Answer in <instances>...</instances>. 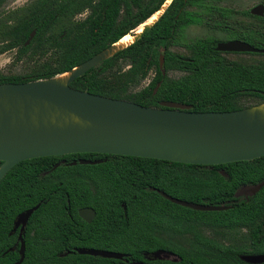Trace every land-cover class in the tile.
<instances>
[{"label":"trees","instance_id":"trees-1","mask_svg":"<svg viewBox=\"0 0 264 264\" xmlns=\"http://www.w3.org/2000/svg\"><path fill=\"white\" fill-rule=\"evenodd\" d=\"M7 1L0 0V55L13 50L15 54L12 69L0 73V84L65 74L130 35L166 2L57 0L38 7L34 1L28 7L2 12ZM219 1L172 0L138 40L72 81L70 87L145 107L158 108L161 102L186 104L194 112H226L263 104L264 60H229L215 50L223 42L215 38L180 41L183 27L199 23L216 27L228 40L264 49V14L243 12L251 20L237 19L232 10L210 5ZM195 6L201 10H190ZM84 10L87 16L76 19ZM31 32L34 36L25 45ZM173 46H183L189 54L175 53ZM150 75L149 83L141 87ZM60 159L101 163L54 168ZM262 183L264 157L215 166L93 153L25 160L0 181V264L19 260L14 222L36 205L24 228L21 264H125L73 252L81 248L121 253L129 263L248 264L240 256L264 254V245L253 244L247 252L241 244H219L201 231L235 232L246 227L250 234L256 233L257 220L264 217V186L248 200L238 198L237 193ZM165 196L227 209L198 211ZM85 207L95 210L91 223L77 214ZM157 250L171 252L175 260L144 257Z\"/></svg>","mask_w":264,"mask_h":264},{"label":"water","instance_id":"water-1","mask_svg":"<svg viewBox=\"0 0 264 264\" xmlns=\"http://www.w3.org/2000/svg\"><path fill=\"white\" fill-rule=\"evenodd\" d=\"M263 13V5L250 10L254 16ZM33 35L32 32L25 45ZM120 50L115 51L110 46L71 71L50 79L0 84V181L22 161L69 154L120 155L203 166L264 157V103L226 112H194L186 104L161 102L158 108L145 107L70 87L72 81ZM215 50L264 54V49L236 40L219 42ZM163 62L161 56V69ZM96 163L99 161H80V164ZM263 185L252 188L251 192H257ZM166 198L198 211L226 209ZM38 206L19 214L14 222L12 231L19 229L20 256L14 264H21L24 260V228ZM78 215L90 222L94 211L85 208L79 210ZM73 252L106 259L125 258L121 253L92 248ZM150 258L175 260L171 252L163 250L151 253ZM241 260L248 264H262L264 255H245Z\"/></svg>","mask_w":264,"mask_h":264},{"label":"rangeland","instance_id":"rangeland-1","mask_svg":"<svg viewBox=\"0 0 264 264\" xmlns=\"http://www.w3.org/2000/svg\"><path fill=\"white\" fill-rule=\"evenodd\" d=\"M19 3L20 0H9L8 8L4 7L2 9V12H6L8 10H12L14 7H18ZM213 4L217 7L232 10L234 12L235 18L247 21L251 20V18L246 15H243L242 13L250 12L251 9L261 4V0H221L216 3H210V5ZM190 10L200 11L201 8L195 6L192 7ZM83 17H85V14L80 16L79 19H82ZM199 38H215L222 41H227L229 39V37L225 35L224 32L218 30L216 27L196 23L191 24L183 29L180 41L182 44H186ZM171 50L183 56H187L189 54L187 49L183 46H173L171 47ZM14 54L15 50L0 55V73H7L10 69H12L10 64L13 60ZM226 57L229 60L236 61L239 63H255L264 60V56L246 54H228L226 55ZM151 77L152 75H150L149 78L143 82L141 87L148 84ZM206 235L208 237H212V234L209 231H206ZM238 239V234L233 232L230 235H227V238H224V242L231 245H240V241ZM176 240L179 242H184V240L180 238H177Z\"/></svg>","mask_w":264,"mask_h":264},{"label":"flooded vegetation","instance_id":"flooded-vegetation-1","mask_svg":"<svg viewBox=\"0 0 264 264\" xmlns=\"http://www.w3.org/2000/svg\"><path fill=\"white\" fill-rule=\"evenodd\" d=\"M9 1V0H8ZM8 1L4 4V6H3V8L5 7V8H8ZM34 1L35 2H37V6L38 7H40V6H45L46 4H48V3H56V1L57 0H20V3H19V5H18V7H14L12 10H8V11H6V12H10V11H14V10H16V9H20V8H24V7H28L30 4H32V2L34 3ZM147 1V0H146ZM260 5H263V4H260ZM264 6V5H263ZM87 10H84V11H82V12H80V13H78V14H76V16H75V18L76 19H79V17L80 16H82V15H84L85 14V17L87 16ZM250 13V12H249ZM264 14V13H263ZM252 16H254V15H252ZM263 16V15H262ZM85 17H83V18H85ZM258 17H261V16H258ZM24 18H27V17H25L24 16ZM82 18V19H83ZM191 25V24H190ZM187 26H189V25H187ZM187 26H185V27H187ZM185 27H183L182 28V31H183V29L185 28ZM32 33V32H31ZM30 33V34H31ZM34 33V32H33ZM34 36V35H33ZM29 37H30V35H29ZM33 38V37H32ZM31 38V39H32ZM29 39V38H28ZM27 39V40H28ZM227 41H233V40H227ZM237 41V40H236ZM223 42H225V41H223ZM26 43V42H25ZM224 54H226V55H228V54H246V53H229V52H225ZM252 54H254V53H252ZM257 54V53H256ZM65 156V155H64ZM80 161H89V160H82V159H79L77 162L75 161H73V162H70V163H67L66 162V160L65 159H60L59 160V162H57L55 165H54V168H56V167H59L60 165H64V166H66V165H70V166H74V165H76L77 163L78 164H80ZM96 161H99V163H96V164H100L101 163V160H95V161H89V162H96ZM72 163H74L73 165H72ZM83 165H95V164H83ZM262 184H264V183H262ZM261 185V184H260ZM256 186H258V185H256ZM255 186V187H256ZM264 186V185H263ZM255 187H249V188H245V189H243L242 191H239L238 193H237V197L238 198H240V199H243V200H248V198L250 197V196H253V195H255L259 190H260V188L262 187H260L259 188V190L257 191V192H255V193H252L251 192V189L252 188H255ZM221 207H225V206H221ZM85 208H88V209H91V210H93L94 211V216H93V218L91 219V221L90 222H86L84 219H82V218H80V219H82V221H84L85 223H91L94 219H95V216H96V213H95V210L93 209V208H90V207H85ZM85 208H81V209H85ZM81 209H78L77 210V214H78V212H79V210H81ZM226 209H227V207H226ZM225 209V210H226ZM223 211V210H222ZM79 216V215H78ZM80 217V216H79ZM257 222H258V225H257V227H256V233H253V234H250V232H249V230L246 228V227H242V228H239V229H237L236 231H235V233L236 234H238V240L240 241V244L241 245H243L244 246V249H245V251H247V252H250V251H252V245L253 244H257V245H264V217H260V218H258V220H257ZM207 228H202V234L205 236V237H207V238H209V239H211V240H213V241H215V242H217V243H219V244H224V245H229L228 243H225L224 242V238H227V235H230L231 233H233V232H230V231H228V230H224V229H207ZM206 231H209L211 234H212V237L210 236V237H208L207 235H206ZM18 232H19V229H17L14 233H17V236H18ZM227 234V235H226ZM237 236V235H236ZM218 237V238H217ZM255 242V243H254ZM247 255H264V254H247ZM242 256H245V255H241L240 256V259H241V257ZM146 259H148V261H150L151 259H150V257L149 256H147V255H145L144 256ZM127 257H126V255H125V258H123V261H125V262H127V264H130L129 263V260H127L126 259ZM133 262H136V261H133ZM143 263V262H142ZM144 264V263H143ZM263 264V263H262Z\"/></svg>","mask_w":264,"mask_h":264},{"label":"bare ground","instance_id":"bare-ground-1","mask_svg":"<svg viewBox=\"0 0 264 264\" xmlns=\"http://www.w3.org/2000/svg\"><path fill=\"white\" fill-rule=\"evenodd\" d=\"M172 0H166L164 5L161 7V9L156 12L152 17H150L146 22H144L142 25H140L136 30H134L130 35L124 37L114 45H112L113 49L115 51L123 49L127 46H129L131 43H133L143 31L147 30L150 28L164 13V11L167 9L169 4L171 3ZM67 75V74H66Z\"/></svg>","mask_w":264,"mask_h":264}]
</instances>
